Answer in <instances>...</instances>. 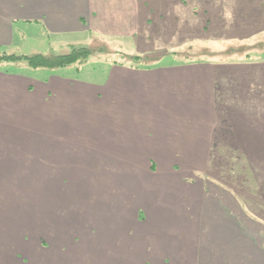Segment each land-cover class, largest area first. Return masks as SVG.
Masks as SVG:
<instances>
[{
	"label": "crops",
	"instance_id": "1",
	"mask_svg": "<svg viewBox=\"0 0 264 264\" xmlns=\"http://www.w3.org/2000/svg\"><path fill=\"white\" fill-rule=\"evenodd\" d=\"M27 26L39 28L42 37L89 32L122 44L125 56L156 59L143 66L113 62L103 84L72 78L65 72L73 66L55 69L42 79L35 75L44 69L27 68L32 75L0 68V112H5L7 101L33 103L34 97L48 108H77L81 115L87 114L86 99L95 103L94 109L108 110L114 165L157 166L170 173L185 168L197 180L202 177L194 169L202 168L247 203L248 215L235 197L231 208L209 212L224 213L219 225L226 228L221 234L227 245L219 258L229 260L222 264H255L248 255L255 250L250 242L257 230L251 219L246 225L245 218L255 214L264 219V61L231 66L179 54L198 44L263 33L264 0H0V50L20 46ZM229 172L241 183L220 174ZM252 182L254 190L240 193ZM196 184L175 185L181 193H190ZM229 209L240 218H231ZM38 256L48 259L44 253ZM219 258L210 255L208 262ZM14 260L15 255L0 264Z\"/></svg>",
	"mask_w": 264,
	"mask_h": 264
},
{
	"label": "rangeland",
	"instance_id": "2",
	"mask_svg": "<svg viewBox=\"0 0 264 264\" xmlns=\"http://www.w3.org/2000/svg\"><path fill=\"white\" fill-rule=\"evenodd\" d=\"M27 27L21 45L0 50V55L67 54L84 46L91 56L80 70L73 66L65 73L88 84L105 83L113 62L143 66L156 59L133 63L123 57L127 51L122 44L89 32L42 37L39 28ZM179 55L231 66L264 61V32L244 40L198 44ZM25 64L0 61V68L33 75ZM53 72L44 69L35 76L42 79ZM38 99L7 101L0 112V261L15 255L13 264H209L210 255L223 257L220 250L227 244L221 233L226 228L219 219L224 213L211 216L209 209L231 208L235 197L251 213L230 186L202 168L194 169L201 181L185 168L170 173L157 166L118 167L109 155L108 110H96L86 99L88 115H81L80 109L48 108L36 103ZM220 174L241 183L231 172ZM180 181L197 184L192 192L181 193L175 185ZM251 185L249 189L245 184L240 193L256 188ZM230 210L231 218H240ZM250 216L245 219H251L257 234L248 256L264 264V219ZM18 242L23 246L17 247ZM42 253L48 256L46 262L38 256ZM221 258L212 264L229 260Z\"/></svg>",
	"mask_w": 264,
	"mask_h": 264
},
{
	"label": "trees",
	"instance_id": "3",
	"mask_svg": "<svg viewBox=\"0 0 264 264\" xmlns=\"http://www.w3.org/2000/svg\"><path fill=\"white\" fill-rule=\"evenodd\" d=\"M91 51L84 46L81 47H73L72 50L67 54H52V55H45V54H34V55H27V54H12V55H0V61H24L25 67L29 69H47V70H55L64 67L70 66H80L82 62L88 60L89 56H91ZM126 59L132 61L133 63L139 64L147 62L145 60H149V57H140V56H123ZM84 64V63H83ZM249 221L246 223L248 224ZM252 224V222H251ZM241 226L242 224H238ZM255 227V225L253 224ZM248 228V226H247Z\"/></svg>",
	"mask_w": 264,
	"mask_h": 264
}]
</instances>
